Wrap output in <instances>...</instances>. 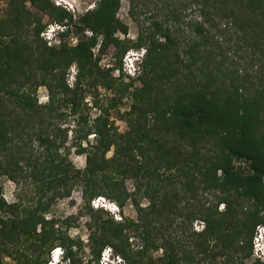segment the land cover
Segmentation results:
<instances>
[{
    "label": "trees",
    "instance_id": "obj_1",
    "mask_svg": "<svg viewBox=\"0 0 264 264\" xmlns=\"http://www.w3.org/2000/svg\"><path fill=\"white\" fill-rule=\"evenodd\" d=\"M128 2L139 25L128 43L116 35L129 33L118 17L122 0H98L79 15L53 0H10L0 15V179L34 187L28 202L9 204L0 182V264L4 256L47 264L55 247L65 249L70 264H99L109 246L126 264H264L246 262L254 256L257 226L264 225V0ZM46 15L69 27L63 38L72 25L93 35L75 47L64 39L49 45L41 36ZM99 42L102 53L112 44L123 54L146 48L142 73L125 79L121 61L101 68L93 51ZM240 60L246 65L239 67ZM136 80L142 85L130 89ZM43 86L51 99L41 104ZM99 86L115 94L105 106L96 93L100 113L91 120L85 99ZM128 93L129 129L121 133L110 111ZM71 116L73 146L86 155L83 169L69 159V128L58 126ZM113 145L115 154L106 159ZM128 178L133 192L125 187ZM75 184L88 205L105 196L124 208L131 199L138 213L136 220L116 221L91 206L87 259L80 257L83 242L67 232L70 218H45ZM142 198L149 199L146 207ZM195 220L207 227L196 231ZM129 230L140 238L138 247Z\"/></svg>",
    "mask_w": 264,
    "mask_h": 264
},
{
    "label": "rangeland",
    "instance_id": "obj_2",
    "mask_svg": "<svg viewBox=\"0 0 264 264\" xmlns=\"http://www.w3.org/2000/svg\"><path fill=\"white\" fill-rule=\"evenodd\" d=\"M9 2H10V0H0V15L1 16H5L8 8H9ZM92 2H96V0H81V6L84 9H87L88 6ZM153 5L154 4H151V6H153ZM187 12L190 13V17H192L196 14V10L194 8H193V10L190 9ZM79 13H77V15H79ZM118 17L123 22L127 23L129 26L128 35H125L121 32H118V33L123 35L124 38L122 40H124L126 43L136 40L138 37V34H139V25H138V22L132 16L129 15V2H128V0H122L121 7L118 11ZM141 19H143V17H141ZM43 22L47 26L49 23L55 22V20H53L50 16L46 15L45 18L43 19ZM62 24H64V23H62ZM70 30H71L70 36L66 37V40L68 42L70 41L69 42L70 45H72L73 38H78V39L83 38L85 35H87V32H88V31H79L75 25H72L70 27ZM133 37H135V39H133ZM131 49H133V48L132 47L128 48L126 50V52H128ZM126 52L123 54V52L121 51V48L119 46L112 44L103 53L101 52V49H100V51L98 52L96 57L101 56V59L99 60V65L101 66V68L106 69L107 67H104L103 65H104V62L107 61L108 59L112 60V63L114 64L113 66H115V67H118L116 65L118 64L119 61H121L123 64V58H124ZM102 59H105V60L102 61ZM100 61L102 62L101 64H100ZM239 64H240L239 67H243L244 65H246L244 60H240ZM74 68H75V71L73 70ZM76 72H77V67H76V65H73L69 71V74L67 75L68 82L71 81L73 85H75L76 79H77ZM124 74L126 75L125 79H127L128 75L125 72H124ZM141 85H142L141 82L136 80L134 86H132L130 89L133 90L134 87H140ZM96 93L101 98L100 102L102 104H105V106L109 103V99L112 96H114V94H115L114 91L107 90L102 86H99V88L96 90L92 89V91H88L87 98L89 96L92 97V101H91V103H89L87 101V98H86L85 102H87V106H88L87 112L89 113L91 120L94 119L93 117H97L100 113L99 109H97L95 107V105H93L94 98H97ZM42 95H49L48 89L45 86L41 87L38 91V96H39L38 98L39 99ZM132 102H133L132 94L128 93L123 98L122 103L120 104L119 108H113L110 111V121L112 122L113 126L116 127L118 129V131L121 133H123L129 129L127 120L123 117V114H125L127 111L130 110ZM122 109H123V111H122ZM72 119H73V117L71 116L68 119V121L59 120L58 126L61 128H69V132L73 133L72 137H69V132H68V139L66 141V146L70 147V150H71L70 155H69V159L74 163L75 166L83 169L86 167V165H81L80 162L75 159V157L80 156V155H84L85 160H86V155L85 154H79L78 152L73 153V151H72V149L75 148L73 146L74 131L72 129L73 128L72 125L74 123L71 121ZM118 121H119V123H118ZM121 128H123V131L120 130ZM58 141L60 142L61 139H58ZM64 151H65V149H64ZM8 180H11V179L7 176H3L0 179L1 185L3 186V194L5 192ZM12 181H14V180H12ZM14 182H15V187L13 188L11 186H7L8 190H10L12 192L16 201L19 199H22L23 203L28 202L29 199L31 198L33 191H34L33 185L29 181L26 182V181L21 180L19 182H17V181H14ZM125 187H126L128 192H133L136 189V184H135L134 180H132L131 178H128L125 181ZM82 192L83 191H82L80 184H75L71 189V193L67 196L60 197L59 199H57L56 202L51 206L50 211H48L46 214H51L52 217L56 216V217L60 218L61 220H65L67 218H70L72 225H71V227L68 228L67 232L69 235H70V233H72L74 231L76 232V235L73 237L76 238L77 240L79 239L83 242V250L80 254V257L83 259H87V258H89L88 240L85 241L83 239V236L87 235L88 239H89L90 229L88 227V223L91 220V211H90L91 209L90 208H91V206L95 210H97V208L93 206L92 200H91V205H88L87 200L84 198ZM209 197H210V199H213L212 195H209ZM131 203H132L131 199H129L125 203L124 208H122L118 205L119 208L121 210H123L122 214H120V213L117 214V215L122 217V220H126L127 217L134 218L135 220L138 218L137 210L132 206ZM142 204L148 205L149 199L142 198L141 205ZM103 209H104L105 215L113 216V218L117 221L116 216H114V214L110 210H108L106 208H103ZM220 210H221V208H220ZM122 220H119V221H122ZM59 225H61V224H59ZM203 225H204V222H202L200 220H195L194 229L196 231H198L197 228L202 227ZM262 226H264V225H262ZM257 228H258V226H257ZM128 233L131 235V241L134 243L133 246L138 247L139 245H141L140 238L138 236H136L132 230H129ZM161 255L162 254H160V250L155 251L153 253V256L155 258L159 257ZM5 257H11V261H6ZM255 259H256V256H255V258H254V256H252V257L247 258L246 262H252ZM219 260H220V258H219ZM3 261H4V264H17V262L13 256H4ZM99 264H101V263H99Z\"/></svg>",
    "mask_w": 264,
    "mask_h": 264
},
{
    "label": "clouds",
    "instance_id": "obj_3",
    "mask_svg": "<svg viewBox=\"0 0 264 264\" xmlns=\"http://www.w3.org/2000/svg\"><path fill=\"white\" fill-rule=\"evenodd\" d=\"M53 1L55 2V4L57 6H62L64 8H66L67 10L69 9V10L75 11V13H73V12L72 13L76 14V15L79 12H80L79 14H83L84 12L91 11L97 7L96 2H92L88 6L87 9H84L81 6V0H53ZM96 1H98V0H96ZM55 22H57V21H55ZM58 23H60V22H58ZM60 24H61L60 26L59 25L50 26L49 30L41 33V36L47 37L49 40H52L54 34L57 37L63 38L64 34H66L68 32L69 27L65 23L64 24L60 23ZM87 35L92 36L93 33L91 31H88ZM116 35L119 36V38H121V39L124 38L123 35L120 33H117ZM133 39H135V37H133ZM164 42H166V39L161 38V43H164ZM55 43L60 44L61 41L59 39H57V40H55ZM78 43H79V39L73 38L72 46L75 47L76 45H78ZM100 49H101V47H100ZM94 51H95V49H94ZM146 54H147V49L144 47L143 48H133V49L129 50L128 52H126V54L123 58V64H122L123 72H125L128 76H131L132 78H137L143 71V62H144V59L146 57ZM110 61H112V60H110ZM113 67H115V66H112L110 68H113ZM73 70L75 71V68ZM119 74H120L119 72L116 73V75H119ZM69 84H70V86H74L71 81H69ZM50 99H51V97L49 95H42L39 99V103H41V104L46 103V102L50 101ZM87 101L89 103H91L92 97L89 96L87 98ZM122 111H123V109H122ZM93 118H95V117H93ZM118 123H119V121H118ZM72 127L75 128L76 125L73 124ZM120 130L123 131V128H121ZM72 135H73V133L69 132V137H72ZM96 136H97L96 133H92L89 136V140H95ZM88 146H89L88 142L84 141L83 147L87 148ZM60 151H61V153H63L64 149H61ZM72 151H73V153H76L77 149L73 148ZM114 154H115V145H113L112 148L107 152L105 158L111 159ZM75 159L77 161H79L81 165H86V160H85L84 155L76 156ZM218 174L222 175L223 174L222 170H220V172ZM7 186H11L14 188L15 182L12 180H8ZM7 186H6L5 192L3 194L4 198H5V200H7V202L9 204L15 203L16 200H15L12 192L10 190H8ZM92 204L97 209L106 208V209L110 210L114 214V216H116V219L118 221L122 220V217L117 215V214L118 213L122 214L123 210H121L119 208L118 204L115 201L109 200L105 196H99V197H96L95 199L92 200ZM141 206L146 207L147 205L142 204ZM226 207H227L226 204H222L220 206L221 211L225 210ZM45 218L47 220L53 219L51 214H46ZM206 227H207V225L204 224L202 227H198L197 230L203 231L204 228H206ZM40 230H41V227L38 226L37 231H40ZM70 235L75 236L76 232L74 231V232L70 233ZM83 239L85 241H87L88 236L87 235L83 236ZM253 248H254V250H253L254 258H255V256H257L256 258H260L261 260L264 261V226H262V225L258 226V228L256 229L254 240H253ZM163 252H164V249L161 248L160 254H163ZM5 260L11 261V257H5ZM70 262L71 261L69 260V258L66 257L65 249L63 247H55L52 250L51 260L47 264H70ZM100 263L101 264H126L123 257L121 255H119L114 250V248H112L111 246L106 247L104 249L102 256H101V259H100Z\"/></svg>",
    "mask_w": 264,
    "mask_h": 264
},
{
    "label": "built area",
    "instance_id": "obj_4",
    "mask_svg": "<svg viewBox=\"0 0 264 264\" xmlns=\"http://www.w3.org/2000/svg\"><path fill=\"white\" fill-rule=\"evenodd\" d=\"M69 10V9H68ZM69 11H71V12H73V13H75V11H73V10H69ZM54 25H61L60 23H58V22H52V23H49L48 25H47V27L44 29V31L43 32H46L47 30H49V28H50V26H54ZM42 32V33H43ZM44 37V36H43ZM44 39L45 40H47V42H48V44L49 45H59V44H56L55 43V40H57V39H59L60 41H61V43L63 42V39L65 40V41H67L66 40V38H61V37H57V36H55V34H54V36H53V38H52V40H49L47 37H44ZM70 42V41H69ZM60 43V44H61ZM101 43V42H100ZM98 44L94 49H95V51H94V49H93V51H94V53H95V56H97V54H98V52L100 51V47H101V44ZM103 60H105V59H102V61ZM102 62L100 61V64H101ZM104 67H107V69L108 68H110V67H112L113 66V63H112V61H110L109 59L107 60V61H105L104 62V65H103ZM239 165H242V166H244V167H249V163L247 162V161H243V162H240V160L237 162ZM257 257V256H256Z\"/></svg>",
    "mask_w": 264,
    "mask_h": 264
}]
</instances>
